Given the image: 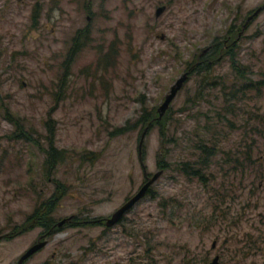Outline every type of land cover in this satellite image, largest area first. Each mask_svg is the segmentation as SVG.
I'll use <instances>...</instances> for the list:
<instances>
[{
  "label": "rangeland",
  "instance_id": "rangeland-1",
  "mask_svg": "<svg viewBox=\"0 0 264 264\" xmlns=\"http://www.w3.org/2000/svg\"><path fill=\"white\" fill-rule=\"evenodd\" d=\"M77 34L84 44L69 56ZM214 38L234 42L237 62L264 78V0H0V264H18L38 240L46 244L20 264H210L215 255L220 264H264L262 137L251 151L254 164L235 168L219 154L208 190L158 166V125L135 123L117 133L143 109L157 112ZM218 57L208 100L183 107L199 86L200 76L188 73L165 111L171 129L179 118L177 136L193 133L197 109L201 125L203 112L224 111L223 91L236 80L229 55ZM245 96L237 104L239 123L247 104L264 116V86ZM17 118L35 143L11 137ZM239 131L221 145L241 150ZM180 141L167 142L171 163L188 157L189 144ZM50 143L66 149L68 159L48 172ZM159 169L150 192L106 226L104 218L145 182V171ZM59 181L66 190L48 232L31 212Z\"/></svg>",
  "mask_w": 264,
  "mask_h": 264
},
{
  "label": "trees",
  "instance_id": "trees-1",
  "mask_svg": "<svg viewBox=\"0 0 264 264\" xmlns=\"http://www.w3.org/2000/svg\"><path fill=\"white\" fill-rule=\"evenodd\" d=\"M79 32V31H78ZM231 31L228 30V35ZM227 35V36H228ZM225 36V38L227 37ZM85 40V35L77 34L73 37V45L71 51H69V56L73 54L78 48V46L83 45ZM227 40V39H226ZM234 42H225V39L214 38L208 47L206 53H200L197 55V58L190 65L189 73H196L200 76L198 81V87L194 91L193 96H188L185 98L183 107L186 104L196 105L199 102L207 101L210 93L209 91L213 88L216 83L215 76L212 75L213 63L219 60V55L225 53L229 55L231 67L234 73L235 80L232 83V86L229 89V93L223 91L225 98L224 111L220 108L212 109V112H203L204 115L202 125L199 123V113L200 110L197 109L196 122L193 129V133L188 134L184 131V134L180 133V136H177V124L179 123V118H172L174 123H176L174 129H171L169 126L170 115L168 113L164 114L162 117H157V112L149 113L148 110L143 109L137 119L127 126H121L117 128V133H123L126 129L134 127L135 123L139 125H146L145 123L151 122L152 126L158 125L160 134L162 136V141L160 145L159 157L157 164L163 169L175 170L177 174H182L189 178L190 180H197L200 183H203L205 187L209 190V184L214 177H210L212 174L211 168L215 164V160L219 154L225 153L227 157H224L225 163L232 162L235 168L239 166L245 167L247 161L249 164H254V159L252 158L251 151L253 149L259 148L260 141L257 140L258 137H262L261 140L264 141V116L259 112L254 111L253 105L247 104V107L243 111V119L239 123L237 104L238 100H246V92L249 91H259L261 87L264 86V78L255 79L252 75H248L246 72L247 65L237 62L236 54L234 52ZM107 56V55H106ZM105 63L110 61V57H105ZM188 67V66H187ZM206 89V92H205ZM182 109L181 111H183ZM151 114V115H150ZM170 118V119H169ZM13 124L15 125V130L11 137L16 139H24L32 142L34 141L33 137L29 132H24L22 128V121L18 118L14 119ZM149 124V125H150ZM154 124V125H153ZM148 125V124H147ZM226 127L224 130L223 127ZM170 130V132L168 131ZM239 131L238 141L241 143V150L235 149V143L233 148H225L221 143L230 135L231 131ZM182 138H186L187 143L189 144V154L186 158H178L171 161L166 159L169 149L167 142L175 144L176 142H181ZM66 149L57 148L50 146L47 149V156L44 161V165L48 172L53 169V164L61 163L64 160L68 159L66 154ZM83 154V153H81ZM232 154L233 157H232ZM84 155V154H83ZM222 167V166H221ZM66 187L61 181L56 185L54 192L49 195L45 200H41L40 204L35 205L33 211L31 212V218L36 221V224L42 226L45 231H50L56 226L52 223L50 218L51 212L55 209L58 204L57 199L60 197V194L65 192ZM150 188L148 192H150ZM102 220V219H101ZM100 220V221H101ZM103 221V220H102Z\"/></svg>",
  "mask_w": 264,
  "mask_h": 264
},
{
  "label": "water",
  "instance_id": "water-1",
  "mask_svg": "<svg viewBox=\"0 0 264 264\" xmlns=\"http://www.w3.org/2000/svg\"><path fill=\"white\" fill-rule=\"evenodd\" d=\"M165 5H160L155 10V18L159 17L163 11L165 10ZM262 6H259L253 13H251L247 19L246 22L251 19L254 15H256L260 10ZM87 19H89V16H87ZM246 22L243 24L245 26ZM190 68L186 71H184L180 76L177 77V79L173 82V84L170 86L169 91L165 94L163 101L158 105L157 112H158V118L162 117L165 113V111L170 106L171 101L177 94V92L181 89L184 81L188 78ZM148 128V125L143 129V133L139 142V146L142 142L143 136ZM141 160V159H140ZM145 169V167L143 166ZM145 171V170H144ZM162 170L159 169L158 171L154 172L151 176L146 175L145 171V177L146 180L144 183L141 184V186L138 188V190L130 196L128 199H126L118 208H116L110 216H107L104 218V223L106 226H112L116 223H118L122 217L128 212L142 197L145 196V194L148 192L151 184L161 175ZM73 215H69L67 217H64L60 219L56 225L61 226L65 221H68ZM42 236V235H41ZM46 244V240H38L36 243L31 245L18 259V264L22 263V261L29 257L31 254H33L35 251L40 249ZM210 264H220L219 262V255H215L212 260L210 261Z\"/></svg>",
  "mask_w": 264,
  "mask_h": 264
},
{
  "label": "flooded vegetation",
  "instance_id": "flooded-vegetation-1",
  "mask_svg": "<svg viewBox=\"0 0 264 264\" xmlns=\"http://www.w3.org/2000/svg\"><path fill=\"white\" fill-rule=\"evenodd\" d=\"M160 5H165V6H167V5H166V4H164V3H163V4H160ZM160 5H157V7H158V6H160ZM157 7H156V8H157ZM165 9H166V8H165ZM155 10H156V9H155ZM163 12H164V11H163ZM50 146H53V144H52V143H50V144H49V147H50ZM145 176H146V175H145ZM50 231H51V230H50ZM50 231H48V232H50Z\"/></svg>",
  "mask_w": 264,
  "mask_h": 264
}]
</instances>
